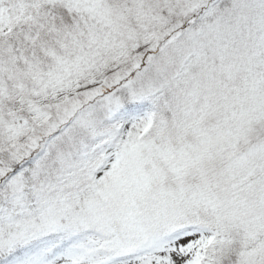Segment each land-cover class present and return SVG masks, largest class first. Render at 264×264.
<instances>
[{"label":"snow or ice","instance_id":"snow-or-ice-1","mask_svg":"<svg viewBox=\"0 0 264 264\" xmlns=\"http://www.w3.org/2000/svg\"><path fill=\"white\" fill-rule=\"evenodd\" d=\"M0 264H264V0H0Z\"/></svg>","mask_w":264,"mask_h":264}]
</instances>
